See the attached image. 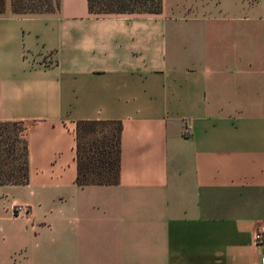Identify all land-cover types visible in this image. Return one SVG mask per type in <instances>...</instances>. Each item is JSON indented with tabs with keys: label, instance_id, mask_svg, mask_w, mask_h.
Masks as SVG:
<instances>
[{
	"label": "crops",
	"instance_id": "0c3cea01",
	"mask_svg": "<svg viewBox=\"0 0 264 264\" xmlns=\"http://www.w3.org/2000/svg\"><path fill=\"white\" fill-rule=\"evenodd\" d=\"M256 6L162 0L159 14L98 15L60 0L0 13V123L24 127L28 173L0 185V264H261ZM80 120L120 122L118 183H75Z\"/></svg>",
	"mask_w": 264,
	"mask_h": 264
},
{
	"label": "trees",
	"instance_id": "16d2710c",
	"mask_svg": "<svg viewBox=\"0 0 264 264\" xmlns=\"http://www.w3.org/2000/svg\"><path fill=\"white\" fill-rule=\"evenodd\" d=\"M60 0H10L14 13H43L59 9ZM91 14H159L162 0H87ZM5 11V0H0V13ZM19 123H0V185H21L28 181L27 146L19 134H9L8 126ZM103 126L101 135L97 127ZM118 121L80 120L76 122V161L75 183L84 185H111L119 180V134ZM23 132V129H21ZM22 145L20 156H14L15 146Z\"/></svg>",
	"mask_w": 264,
	"mask_h": 264
},
{
	"label": "rangeland",
	"instance_id": "374dc122",
	"mask_svg": "<svg viewBox=\"0 0 264 264\" xmlns=\"http://www.w3.org/2000/svg\"><path fill=\"white\" fill-rule=\"evenodd\" d=\"M241 1H244L246 4H248L249 6L252 5L253 3L256 4L258 7V11H260L261 13L257 12L256 10V14H262V9H263V5H264V0H241ZM259 4V5H258ZM8 8L10 9V0H5V8ZM13 128H15V133H18L19 134V140L23 141L25 139L24 137V132H21V129H24V127L21 125V124H18L17 126H8L7 129H9V134L10 135H13V138L15 133L14 131L12 130ZM104 127L103 126H99L97 127V130H98V135H101V131H103ZM15 150L13 151L14 152V156H20L22 154V151H21V148H22V145H18V146H15L14 147ZM15 215V214H14Z\"/></svg>",
	"mask_w": 264,
	"mask_h": 264
},
{
	"label": "built area",
	"instance_id": "2783aa9c",
	"mask_svg": "<svg viewBox=\"0 0 264 264\" xmlns=\"http://www.w3.org/2000/svg\"><path fill=\"white\" fill-rule=\"evenodd\" d=\"M13 214L17 216H24L28 214V207L23 204H15L13 205ZM254 240L257 243V245H261L263 243V234L261 229H257L254 234ZM261 264H264V257L261 258Z\"/></svg>",
	"mask_w": 264,
	"mask_h": 264
}]
</instances>
